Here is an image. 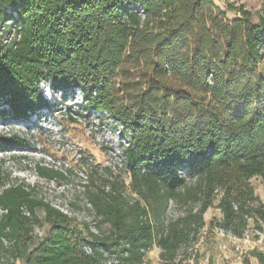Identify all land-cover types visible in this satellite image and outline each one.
Segmentation results:
<instances>
[{"label":"trees","instance_id":"trees-1","mask_svg":"<svg viewBox=\"0 0 264 264\" xmlns=\"http://www.w3.org/2000/svg\"><path fill=\"white\" fill-rule=\"evenodd\" d=\"M237 10L228 18L213 0H0V29L18 36L0 37V118L25 123L54 108L41 84L52 95L77 89L129 140L123 153L136 195L89 194L110 225L99 236L33 189L10 185L0 192V259L150 264L156 247L160 264H200L195 244L205 227L238 238L250 221L263 230L264 201L250 180L264 182V7L257 21ZM28 147L0 134V151ZM4 176L0 159V185ZM169 201L180 216L166 218ZM214 204L221 219L206 224ZM37 210L49 226L43 238L33 235ZM252 255L264 264V253Z\"/></svg>","mask_w":264,"mask_h":264},{"label":"rangeland","instance_id":"rangeland-1","mask_svg":"<svg viewBox=\"0 0 264 264\" xmlns=\"http://www.w3.org/2000/svg\"><path fill=\"white\" fill-rule=\"evenodd\" d=\"M216 6L227 10V17L238 14V8L249 11L253 18L264 7V0H213ZM259 69L264 76V60ZM42 96L55 107L44 109L32 115L25 123L8 118H0V134L16 136L28 142L27 149L0 151L4 183L0 192L16 184H24L33 189L34 196L44 203L66 214L78 228L97 230L98 235H108L109 223L95 211L89 201V194L106 195L118 190L131 200L130 178L125 170L122 147L125 141L121 127L104 112L93 111L84 106L80 91H68L52 95L46 84L39 86ZM1 108L7 109L5 105ZM57 172L61 177L43 178L37 168ZM254 194L264 201V182L260 178L250 180ZM216 204V202H215ZM214 206L204 214L206 224L221 219L220 211ZM0 210V214H1ZM183 209L171 205L166 218H175ZM40 227L34 229L35 238H43L49 230L44 222V214L37 210ZM249 231H255L252 221ZM264 235V226H263ZM5 247L10 244L4 242ZM236 245L226 236H221L217 228L212 231L205 227L195 248L199 249L200 264H257L252 252L263 253V247L256 237ZM160 250L153 247L146 256L150 264H160ZM0 264H12L3 257ZM13 264H26L17 260Z\"/></svg>","mask_w":264,"mask_h":264},{"label":"built area","instance_id":"built-area-1","mask_svg":"<svg viewBox=\"0 0 264 264\" xmlns=\"http://www.w3.org/2000/svg\"><path fill=\"white\" fill-rule=\"evenodd\" d=\"M139 16H141L142 18L144 17V13L142 10L139 11ZM6 24H9V22H7ZM0 37L2 39V42L4 44H8L10 43L14 38H18V36L15 34V32L13 31V28L7 33L5 34L4 33V28L2 27L0 29ZM121 131H122V128H121ZM124 138V137H123ZM124 141H125V146L122 147V156H123V161H124V167H125V156H124V149L126 147L129 146V140L127 138H124ZM126 170V168H125ZM129 174V173H128ZM129 178H130V175H129ZM129 191L131 193V195L133 197L136 198V195L133 194L129 188ZM171 205H173V202L172 201H169L168 204H167V209L168 207H170ZM166 209V211H167ZM27 214V213H26ZM66 215V214H65ZM91 233L95 234V235H98V232L97 230H93V229H89ZM218 233L221 235V236H226L228 237L230 240L233 241V243L236 245L235 247V250L236 251H240V247L239 245L241 244H245V243H248L251 239V237H256L258 239V244H260L262 247H263V253H264V235H263V231H254L253 233H251L249 231V229H247L243 235L238 238V237H235V236H232L231 234H228V233H225L224 231L220 230V229H217ZM87 252L90 253V250L87 249Z\"/></svg>","mask_w":264,"mask_h":264},{"label":"crops","instance_id":"crops-1","mask_svg":"<svg viewBox=\"0 0 264 264\" xmlns=\"http://www.w3.org/2000/svg\"><path fill=\"white\" fill-rule=\"evenodd\" d=\"M259 14H260V12H259L258 15L256 16V18H253L255 21H257ZM236 16H238V14H236V15L233 16V17H236Z\"/></svg>","mask_w":264,"mask_h":264}]
</instances>
